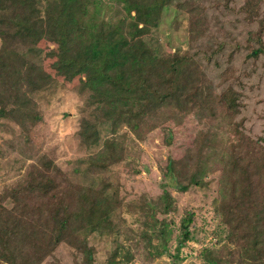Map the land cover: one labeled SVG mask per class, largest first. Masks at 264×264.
<instances>
[{"label": "trees", "instance_id": "1", "mask_svg": "<svg viewBox=\"0 0 264 264\" xmlns=\"http://www.w3.org/2000/svg\"><path fill=\"white\" fill-rule=\"evenodd\" d=\"M95 1L0 0V119L15 122L26 133L40 118L34 96L48 90L62 76L67 80L77 77L100 101L94 108L101 111V126H107L111 134L126 128L120 142L115 138L104 140L113 165H117L128 158L123 145L128 133L139 138V129L147 118L157 116L158 109H171V118L177 121L194 116L200 128L193 146L180 159L167 160L161 170L163 180L169 181L176 193L183 194L205 188L208 176L226 167L234 171L232 194L241 193L245 206L242 231L237 228L240 219L235 213L231 226L226 225L228 218L223 214L221 221L227 227V237L216 235L222 247L210 242V247L200 249L198 256L202 264H264V221L250 200L255 186L248 169L241 172L237 167L239 159L264 157L260 155L264 150L262 139H255L243 128L245 118L241 114L248 109L245 85L229 69H224L214 83L194 53H164L149 40L164 9L177 0H116L123 16L115 24L87 16L88 6ZM223 1L227 4L229 0ZM258 4L257 0H248L240 8L248 22L256 17ZM183 10L192 41L202 32V9L193 0ZM127 22L130 27L124 30ZM263 34L264 21L259 20L246 41L247 57H262L264 63ZM210 56L211 53L205 57L208 63ZM47 60L52 61L51 72L41 63ZM232 77L235 86L219 89ZM253 101L252 108L264 104V99ZM81 125L98 135L96 125L86 118L81 119ZM237 150L242 154L237 156ZM21 154L33 161L18 179L0 187V264H41L61 245L81 255L80 264H96L93 247L70 228L72 215L54 219V226L38 218L43 206L71 186L63 171L44 155L35 157L27 149ZM227 155H231L228 163ZM253 163L258 166L255 160ZM169 186L163 184L156 200H139L129 206L139 207L145 229L149 227L150 231L143 229L137 235L145 240L146 252L152 258L167 255L171 264H181L180 252L191 239L194 215L188 210L181 217L171 254L165 246L166 221L156 218L168 214L175 203ZM227 195H231L230 190ZM216 214L221 218L219 206ZM238 236L244 239L240 249L234 245ZM228 243L234 247L229 248ZM118 257V252L113 251L105 264H120Z\"/></svg>", "mask_w": 264, "mask_h": 264}, {"label": "rangeland", "instance_id": "2", "mask_svg": "<svg viewBox=\"0 0 264 264\" xmlns=\"http://www.w3.org/2000/svg\"><path fill=\"white\" fill-rule=\"evenodd\" d=\"M190 1L193 0H177L164 9L160 24L152 31L149 40L156 42L164 53L175 50L181 54L194 53L214 83L224 69L231 70L233 77L246 87L244 101L248 109L241 114L245 118L244 131L255 139H262L264 145V104L258 103L252 108L254 99H264V63L262 57L255 60L247 57L249 47L246 41L248 33L257 27V22L264 21V0H257V15L252 22H248L246 13L240 10L248 0H229L227 4L223 0H195L202 9L204 21L202 32L192 41L189 39L187 14L183 10ZM87 12L88 17H97L112 24L123 16L116 0H96L94 5L88 6ZM129 27L127 22L124 30ZM210 53L211 62L208 63L205 57ZM41 63L47 71H52V61ZM62 77L48 90L34 96L40 118L26 133L15 122L0 119V187L18 179L33 161L23 156L22 150H29L35 157L44 155L52 159L71 186L43 206L38 218L52 226L56 219L72 215L70 228L77 237L86 238L93 247L96 264H105L115 250L120 264L172 263L167 255L152 258L146 252L145 240L137 235L143 229L147 232L149 227L145 229L139 207L129 206L139 200H156L164 183H169L168 190L174 194L175 203L168 214L156 215V218L166 221L168 233L165 246L171 254L176 245L181 217L188 210L194 215L191 239L180 252L181 264H202L199 251L210 247V242L215 243V247H222L216 235L227 237L226 225L231 226L234 213L240 219L237 228L242 231L245 206L241 193L232 194L230 183L233 181V170L224 167L208 176L205 188L192 189L183 194L176 193L171 183L162 178L161 170L169 158L178 160L191 150L200 128L194 116L188 115L177 121L171 118V109H158L157 116L147 118L139 129V138L128 133L123 140L128 158L113 165L109 145L104 140L115 138L120 142L126 128L121 127L111 134L107 126H101V111L94 108L100 101L77 77L70 80ZM233 77L219 89L235 86ZM83 118L96 125L98 135L81 125ZM262 151L260 155L264 156ZM237 152V156L242 154V151ZM254 157L239 159L237 167L241 172L244 168L248 169L255 186L250 200L264 221V157ZM230 158L231 155L226 156L227 163ZM254 160L258 166L254 165ZM229 190L231 195L228 196ZM114 198L116 201H113ZM217 206L221 218L216 214ZM223 214L224 218L225 215L228 218L226 225L221 221ZM238 237L234 245L240 249L244 239ZM234 245L228 243L227 246L231 248ZM126 255H129L127 262ZM81 257L73 248L61 245L41 264H80Z\"/></svg>", "mask_w": 264, "mask_h": 264}]
</instances>
